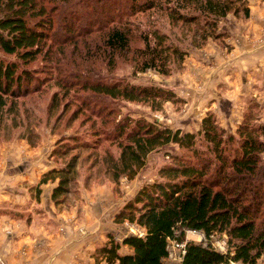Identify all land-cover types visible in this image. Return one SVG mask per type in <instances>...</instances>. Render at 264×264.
<instances>
[{"label":"trees","instance_id":"trees-1","mask_svg":"<svg viewBox=\"0 0 264 264\" xmlns=\"http://www.w3.org/2000/svg\"><path fill=\"white\" fill-rule=\"evenodd\" d=\"M164 5L170 6L172 22H204L213 30L230 13L244 18L249 14L244 0H0V127L7 115H17V100L39 92L44 84L41 72L29 68L32 63L42 60L45 74L68 46L81 60L99 58L108 70L116 59L132 56L138 70L167 75L172 58L181 56L179 50L157 30L142 33L144 46L133 47L135 35L130 29L138 15ZM101 72L96 66L78 69V86L89 90L95 102V108L89 109L85 101L81 107L96 110L104 125L113 113L102 103L123 100L160 109L165 102L177 101L166 89L112 82ZM56 82L62 89L66 88L61 82L76 86L67 74ZM253 122V113L247 112L233 136L212 114L201 120L198 133L122 119L112 124L109 133L92 131L90 142L76 135L58 139L51 155L60 159L77 149L95 152L101 135L106 142L109 136L120 149L110 167L117 182L122 175L133 179L151 152L169 144L191 153L173 157L171 165L159 171L157 181L141 186L115 214L116 224H136L144 235H128L120 243L109 235L98 250L106 264H163L169 242L184 241L186 231L202 233L207 239L224 234L229 250L222 254L210 245L189 241L180 264H264V127ZM198 143L204 151L197 149ZM77 162L74 156L61 169L43 175L39 185L57 181L52 201L70 194ZM122 248L128 253L122 254Z\"/></svg>","mask_w":264,"mask_h":264},{"label":"rangeland","instance_id":"rangeland-1","mask_svg":"<svg viewBox=\"0 0 264 264\" xmlns=\"http://www.w3.org/2000/svg\"><path fill=\"white\" fill-rule=\"evenodd\" d=\"M244 1L249 10L248 17L230 13L214 25L215 30L210 26L206 27L204 22H172L169 16L170 6L167 5L150 14L138 15L130 27L135 35L131 41L133 47L144 46L142 33L157 30L160 35L167 37L168 45L176 47L180 52V57L172 58L167 75L152 69L138 70L132 56L116 59L113 69L108 70L107 65L105 68L104 62L99 58L81 60L76 57L72 46L64 48L63 54L49 64L48 67L52 70L47 69L45 74L42 69L46 65L42 60L32 63L29 68L41 72L39 76L44 84L39 92L17 100V115H7L0 127V188L4 186V189H8L5 186L9 183L11 169L17 168V176L20 177L11 186L17 187L19 192L3 196L0 206L2 234L12 238L20 221L29 224L32 211L44 212L46 209L43 201L48 195L54 215L57 218L59 215L66 223L68 234L75 232L82 239L89 237L90 219L94 223V218L97 217L105 229L100 227V237L94 242L95 248L88 256L93 264H106L98 250L108 241L109 235L114 236L118 243L128 235H144V229L136 224H116L115 214L132 199L141 186L157 181L159 171L171 165L173 157L191 156V153L177 145L169 144L151 152L145 165L133 179L122 175L115 182L110 167L112 161H116L120 155V149L116 143H110L111 137L108 136L106 142L100 134L101 144L95 152L90 148L77 149L65 158L58 159L51 154L55 143L62 137L76 135L80 140L90 142L93 138L92 131L109 133L112 124L122 119H126L128 123L144 121L156 124L173 132L179 130L182 133H198L201 120L207 114H212L216 123L228 134L236 136L247 112L253 113L254 125L264 127V52L260 53L264 50V13L252 15L249 2ZM246 54L259 60L251 59L247 62L245 58H241ZM234 57L240 58L239 64L241 62L243 67L240 76L236 78L225 72L226 65L231 66ZM95 66L102 71L105 79L112 82L122 81L137 87L166 89L176 96L177 101L165 102L160 109H153L146 103H128L123 100L113 104L102 103L112 109L113 113L109 122L104 125L96 110L92 112L81 107L85 101L89 109L92 106L95 108V102L89 90L78 86V69ZM65 74L74 80L76 86H66L61 82L66 88L62 89L57 85V77ZM221 99L233 100L229 116L219 110L218 102ZM96 107L99 108L100 105ZM92 123L95 124L94 127H91ZM261 139L264 142V135ZM196 147L205 150L201 143ZM74 156L78 157V162L75 180L70 186L71 192L54 202L50 195L57 181L45 185L39 183L44 174L52 169H61ZM183 238L182 242L210 245L222 254L229 250L228 239L224 234L207 239L204 235L203 238L197 237L186 231ZM173 242L175 241L170 242V251L173 250ZM177 253V248L174 247L172 258H166L163 264H173Z\"/></svg>","mask_w":264,"mask_h":264},{"label":"crops","instance_id":"crops-1","mask_svg":"<svg viewBox=\"0 0 264 264\" xmlns=\"http://www.w3.org/2000/svg\"><path fill=\"white\" fill-rule=\"evenodd\" d=\"M247 1L250 4L252 15H256L259 12L264 13L263 0ZM263 52L264 50L260 53ZM241 58H245L247 62H250L251 59L259 60L257 57H251L250 54H246ZM239 61V57H234L231 61V66L228 67L226 65V75L228 74L235 78L240 76V71L243 67L241 62L239 64ZM218 106L219 110L229 116L233 107V100L221 99L218 102ZM16 171H18L17 168L11 169L9 172V183L5 186L8 189H4V186L0 188V206L3 202V196L19 192L17 187H11L20 178L17 176L18 172ZM1 172L2 167L0 166V182L2 181ZM47 196L43 201V207L46 210L44 212L34 210L31 214L29 213L31 216L29 224H23L20 221V226L14 230L12 238L4 236L0 228V264H93L92 259L88 255L94 250L93 244L100 237V227L103 230L105 227L98 222L96 217L94 218V223L90 219L89 237L82 239L75 232H69L68 234L66 223H64L62 218L60 219L59 215L58 218L56 214L54 215L50 199ZM40 222L42 225H39ZM120 252L124 254L128 253V250L122 248ZM80 253L81 255H78Z\"/></svg>","mask_w":264,"mask_h":264},{"label":"built area","instance_id":"built-area-1","mask_svg":"<svg viewBox=\"0 0 264 264\" xmlns=\"http://www.w3.org/2000/svg\"><path fill=\"white\" fill-rule=\"evenodd\" d=\"M200 234H202V233H199V232H194V231H189V235H197V237H202L203 238V235L204 234H202V235H200ZM205 237V236H204ZM200 240V239H199ZM202 241V240H201ZM171 242V241H170ZM170 242H169V245H168V256H167V258H169V259H171L172 258V256H173V254H174V247H176L177 248V251H178V253L176 254V259H174L173 260V264H180L181 263V261H182V258H183V256H184V254H185V245H186V243H187V241H185V242H173L172 244H171V247H172V251H170L169 250V246H170ZM189 242V241H188ZM180 252V253H179Z\"/></svg>","mask_w":264,"mask_h":264}]
</instances>
